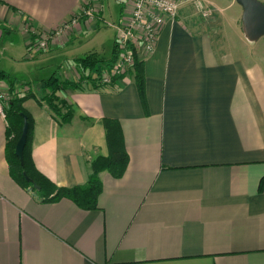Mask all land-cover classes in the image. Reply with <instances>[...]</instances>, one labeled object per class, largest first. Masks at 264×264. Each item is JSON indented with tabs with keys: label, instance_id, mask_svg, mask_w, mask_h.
Returning <instances> with one entry per match:
<instances>
[{
	"label": "crops",
	"instance_id": "obj_1",
	"mask_svg": "<svg viewBox=\"0 0 264 264\" xmlns=\"http://www.w3.org/2000/svg\"><path fill=\"white\" fill-rule=\"evenodd\" d=\"M119 1L114 23L126 13L128 0ZM209 1L210 30L198 29L186 14L193 8L182 6L155 52L142 57L144 102L129 75L106 88L84 83L61 92L75 113L65 125L37 99L24 103L34 121L33 161L59 187L88 183L94 159L108 154L103 120L119 121L129 164L121 178L100 175L98 210L44 202L19 185L0 115V264H264V38L247 39L242 7L230 17L220 0ZM82 4L0 0V72L28 77L53 59L48 51L61 49L68 69L55 74L79 81L76 60L101 53L75 46L100 29L98 20L81 19L45 55L32 49L26 29L56 30ZM99 7L104 19L101 0Z\"/></svg>",
	"mask_w": 264,
	"mask_h": 264
},
{
	"label": "trees",
	"instance_id": "obj_2",
	"mask_svg": "<svg viewBox=\"0 0 264 264\" xmlns=\"http://www.w3.org/2000/svg\"><path fill=\"white\" fill-rule=\"evenodd\" d=\"M118 58V48L114 44L112 57L105 59L98 53H89L76 60V65L82 72V78L77 82L63 81L62 78L53 76L43 82V97L38 98L32 90L19 92L17 80L9 74L0 72V81L4 80L8 85L9 101L6 104L7 114V160L10 165V173L13 179L22 187L36 192L38 197L48 203H55L62 199L73 201L78 207L85 211L98 210L99 197L103 191L100 175L103 172L111 173L115 178H121L128 167L129 155L125 146L123 131L119 121L104 119L103 124L106 131V142L108 154L98 156L91 165L89 181L84 186L66 188L59 187L50 179L44 176L36 167L32 157V137L34 121L30 114L25 110L24 103L28 99H37L40 104L45 106L53 118L60 124L65 125L72 121L75 116L74 110L60 94L69 89L78 90L84 83H89L93 88H106L115 85L125 76L114 77L109 86L101 84V74L111 71ZM142 102L146 97V80L144 73V62L138 57L135 59L134 66L130 69ZM27 86H30L29 84ZM27 116L29 122V134L27 145L24 150V165L16 155V146L22 135L24 118ZM29 178L31 181H28ZM264 190V178L260 183V191Z\"/></svg>",
	"mask_w": 264,
	"mask_h": 264
},
{
	"label": "built area",
	"instance_id": "obj_3",
	"mask_svg": "<svg viewBox=\"0 0 264 264\" xmlns=\"http://www.w3.org/2000/svg\"><path fill=\"white\" fill-rule=\"evenodd\" d=\"M99 2L100 0H83L79 15L56 30L41 32L28 25L26 31L32 49L37 53L48 50L53 39L61 38L83 18L98 20ZM185 5H190L202 19L209 20L215 13L209 0H128L126 13L120 22H107V26L117 32L115 44L118 48V58L111 71L101 74V84L109 86L114 77L129 76L136 57L142 60L143 56L153 54L164 26L175 21L180 9ZM7 97L5 91L0 90V115L4 119L7 118Z\"/></svg>",
	"mask_w": 264,
	"mask_h": 264
},
{
	"label": "rangeland",
	"instance_id": "obj_4",
	"mask_svg": "<svg viewBox=\"0 0 264 264\" xmlns=\"http://www.w3.org/2000/svg\"><path fill=\"white\" fill-rule=\"evenodd\" d=\"M101 3L104 7L103 13H104V19L102 17L98 19L99 21V28L97 29L96 32L93 34L86 36L81 39L80 43L76 45L75 47L80 49L82 54L86 53L89 51L91 48H94L97 50L101 55L105 58H111L112 57V51H113V39L115 38L116 40V34L115 29L111 28L110 26H107L108 23H114L117 20L118 13H119V8H120V1L119 0H101ZM221 6L224 8H228L226 14L229 15L230 17L233 16L235 13V9H241V6L235 1L234 6L230 7V1L229 0H220ZM235 7V8H234ZM186 14L190 16L191 20L196 23L197 26L202 29L207 27L208 30H210V26L208 24L207 26V21L206 19H201L199 14L196 12H193L192 9L188 8L186 11ZM242 16V15H241ZM206 29H203L202 32H204ZM210 32V31H209ZM233 34H232V42H233ZM115 42V41H114ZM219 42V47H221V41H219V35L215 39V43ZM93 50V49H92ZM56 51V52H55ZM63 50L61 49H56L53 51H48L47 53H54L53 54V59L48 61L43 68L35 69L31 68L30 69V74L28 77L25 75L22 79L21 77L17 80V84L19 88H21L22 92H27L24 89L27 87L28 84L32 86V90L35 94H40V91L42 90V79H47L49 78V75L59 73L64 71L66 72L68 69V60L66 56L61 55L65 54L62 52ZM46 52V51H44ZM43 53V52H42ZM68 53V52H67ZM35 55V53L33 52ZM44 55L46 53H43ZM72 62H70L71 65ZM32 81V83H30ZM41 88V89H40ZM8 89V85H7ZM3 89L5 93L7 94V98L9 101V95H8V90Z\"/></svg>",
	"mask_w": 264,
	"mask_h": 264
},
{
	"label": "water",
	"instance_id": "obj_5",
	"mask_svg": "<svg viewBox=\"0 0 264 264\" xmlns=\"http://www.w3.org/2000/svg\"><path fill=\"white\" fill-rule=\"evenodd\" d=\"M243 9L242 24L247 39L251 42L264 38V3L260 0H236ZM22 135L16 146V155L24 165V150L29 134V122L24 118ZM28 181H31L27 178Z\"/></svg>",
	"mask_w": 264,
	"mask_h": 264
}]
</instances>
